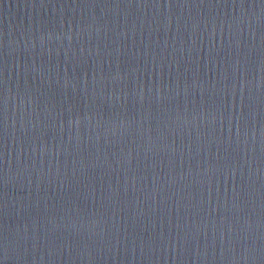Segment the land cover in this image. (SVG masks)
Instances as JSON below:
<instances>
[{
  "label": "water",
  "instance_id": "water-1",
  "mask_svg": "<svg viewBox=\"0 0 264 264\" xmlns=\"http://www.w3.org/2000/svg\"><path fill=\"white\" fill-rule=\"evenodd\" d=\"M0 264H264V0H0Z\"/></svg>",
  "mask_w": 264,
  "mask_h": 264
}]
</instances>
